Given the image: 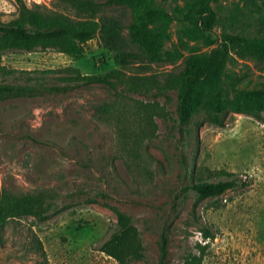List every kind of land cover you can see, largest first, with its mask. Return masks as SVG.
<instances>
[{
    "label": "rangeland",
    "instance_id": "1",
    "mask_svg": "<svg viewBox=\"0 0 264 264\" xmlns=\"http://www.w3.org/2000/svg\"><path fill=\"white\" fill-rule=\"evenodd\" d=\"M23 1L30 8H51L55 2ZM190 1L157 3L183 18L180 12ZM213 6V45L186 35L182 24L174 22L166 51L182 58L175 64H152L151 73L182 71L190 56L216 47L223 28L264 37L263 0H218ZM235 9L240 13L231 21ZM107 15L124 26L133 21L126 8H113ZM17 16V0L0 3V22ZM2 67H73L84 75H103L116 65L96 39L85 46L82 58L55 49L0 53V82L24 83L25 76L2 74ZM140 71L132 67L127 73ZM226 82L263 89L264 63L235 58ZM170 95L156 101L152 95H116L93 85L75 86L67 94L0 101V203L6 194H45L51 203L44 220L23 216L0 228V264H40L38 243L50 264H120L101 250L118 212L133 219L144 248V259L129 264H159L163 231L169 241L167 264H183L200 247H205L203 264H264V115L229 113L223 126H215L205 123L201 113L180 131L177 97ZM103 105L113 107L115 116L98 113ZM192 169L213 181L224 179L223 172L235 174L239 185L218 198L200 200L188 188ZM204 229L213 237L206 239Z\"/></svg>",
    "mask_w": 264,
    "mask_h": 264
},
{
    "label": "trees",
    "instance_id": "2",
    "mask_svg": "<svg viewBox=\"0 0 264 264\" xmlns=\"http://www.w3.org/2000/svg\"><path fill=\"white\" fill-rule=\"evenodd\" d=\"M170 1L163 0L166 4ZM216 1L191 0L180 12L183 15L180 18L158 5L157 0H55L51 8L37 4L30 8L23 0H17V18L9 23L0 22V53L55 49L62 54L82 58L85 46L97 39L109 52L116 68L103 75H84L73 67L43 71L2 67V74L19 73L25 76V82H0V101L67 94L75 86L101 85L116 95H152L156 101L160 97L169 100L170 94L174 93L177 97L175 123L180 131H185V127L201 113L206 115L205 123L215 126H223V120L229 113L249 114L261 119L264 115V88L229 86L226 76L228 65L235 58L264 63V37L250 38L229 33L223 28L216 47L207 54L190 56L182 71L159 74L149 71L152 64H175L181 60L180 54L166 51L174 22L182 24L186 35L213 45L217 22L213 3ZM116 7L131 11L133 21L128 26L107 15ZM239 13V9H235L231 21ZM132 67L141 71L128 74V69ZM49 79L58 82L50 83ZM157 105L160 106L159 103ZM97 112L107 119L116 114L110 105L99 107ZM188 174L193 179L188 188L200 200L218 198L239 185L237 175L232 173H220L224 179L218 181L203 178L195 169L188 170ZM50 208L51 203L45 194H6L0 203V228H4L10 220L23 216L44 220ZM204 234L206 239L213 237L209 229H204ZM168 244L167 233L163 231L159 241V264L168 263ZM101 250L120 264L144 259L140 232L130 216L117 213L116 227ZM36 252L42 258L40 264H50L40 243ZM204 256L205 247H200L198 253H188L183 264H203Z\"/></svg>",
    "mask_w": 264,
    "mask_h": 264
},
{
    "label": "clouds",
    "instance_id": "3",
    "mask_svg": "<svg viewBox=\"0 0 264 264\" xmlns=\"http://www.w3.org/2000/svg\"><path fill=\"white\" fill-rule=\"evenodd\" d=\"M2 2H3V0H0V3H2ZM5 8H6V10H8V9H7V6H5Z\"/></svg>",
    "mask_w": 264,
    "mask_h": 264
}]
</instances>
